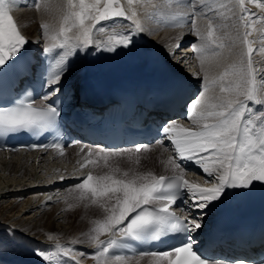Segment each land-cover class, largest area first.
Returning a JSON list of instances; mask_svg holds the SVG:
<instances>
[{"label":"snow or ice","instance_id":"snow-or-ice-1","mask_svg":"<svg viewBox=\"0 0 264 264\" xmlns=\"http://www.w3.org/2000/svg\"><path fill=\"white\" fill-rule=\"evenodd\" d=\"M216 3L217 0H175L174 8L191 9L189 31L199 41L191 47L199 54L200 68L195 76L200 87L196 98L186 102L190 127L169 121L157 129L161 141L170 143L173 154L180 161L191 162L202 170L207 177L205 185L209 186L186 179V169L176 159H170L176 170L171 177L151 173L133 178H128V173H124V178L112 175L94 177L89 173L78 187L90 193L91 198H104L102 207L113 198L115 204L105 210L102 221L96 222L88 241L92 252L78 251L74 254L72 248L62 249L63 255L71 257L73 264H82L89 257L95 264H108L109 259L122 262L124 257H109L108 254L110 249L125 247L123 240L140 239L146 234L159 238L167 232L182 233L186 240L179 246L154 253L156 264H211L209 259L195 251L198 241L194 237L203 229L204 218L217 203L230 196L247 194L257 183L264 185V66H258L260 62L254 60L257 51L264 56V0H236L230 9L235 40L229 48H235L237 60L229 69L211 76L205 66L206 61L220 56V50L225 47L215 26L219 11ZM14 4L15 0H0V83L7 80L11 87L13 74L30 70L26 66L20 67L29 40L11 15ZM33 4L39 7L37 0H33ZM249 5H254L260 13L253 12ZM196 17L207 21L206 33L196 28ZM118 19L126 23L119 30L106 34L102 22L115 23ZM40 29L42 38H47L49 25L41 24ZM94 32L106 34V39H99ZM254 32L260 36L258 49L254 47L257 43L253 38ZM144 35L135 0L123 3L121 0H68V15L58 34L51 37L54 43L40 49L45 60L49 54L55 53L56 70L48 74L42 85L48 89L43 96L48 104L35 107L33 100L21 99L11 105H0V135L22 131L39 135L55 128L61 109L51 98L65 94L62 81L73 60L94 53H132L138 47V38L142 39ZM206 52L209 55H205ZM170 55L175 56L176 53ZM185 62L183 57L178 61ZM141 147L136 145V151L139 152ZM91 155L89 150L81 167L97 163L90 159ZM107 157L108 153H105L101 158L107 160ZM181 196L184 197L183 203L188 205V211L195 213L183 220L170 211ZM149 229H152L151 233ZM251 243L264 247V234L259 241ZM36 254L45 261L52 259L44 252L37 251ZM236 264H244V261ZM260 264H264V260Z\"/></svg>","mask_w":264,"mask_h":264},{"label":"bare ground","instance_id":"bare-ground-1","mask_svg":"<svg viewBox=\"0 0 264 264\" xmlns=\"http://www.w3.org/2000/svg\"><path fill=\"white\" fill-rule=\"evenodd\" d=\"M21 2L28 5V3H30L31 1L15 0V4L11 9V15L13 16L14 22L16 23L18 29L29 40L25 48L28 46L36 48H39L41 46L43 47L45 45L51 46V44L54 43L51 37L58 34L61 25L64 23V18L68 15V0H40V2L38 3L39 7H35L34 4H31L32 7L28 5L26 6V8L20 6ZM121 2H126V0H121ZM235 3L236 0H217V3L215 5V7L219 9L215 20V26L218 28L217 35L222 37L225 47L223 48L220 56H218L214 60L206 61L205 66L206 68H208L209 74L211 76L218 75L225 69H229L230 66L235 64L237 60L236 56L234 55L235 48H229V45L232 43V41L235 40V28L232 20V13L230 11ZM220 5H224V7H220ZM135 6L138 12V19L145 29L144 36L148 37L152 42L151 47L138 46L137 52L140 53V55H142L143 53L146 54L147 51L150 52L149 50L153 46H156L163 52H165L166 55L171 56L173 59H175L177 62L181 59V57H183L185 58L186 62L179 64L185 67L192 74V77L197 80L195 73L200 68V62L198 59L199 54L195 53L191 46L194 44H199V41L197 37L189 31L191 27L174 30L163 29L159 25L153 23L151 14L148 13V11L153 8L159 14L161 12L168 11L169 9H173L174 6L168 0H135ZM249 7L253 12L257 14L260 13V10L257 9L254 5H249ZM102 23L105 27L106 34H111L114 30H119L126 22L122 19H118L115 21V23H113L112 21ZM41 24L49 25V34L47 38H42L40 29ZM196 28L200 32L206 33L207 21L201 17H198L196 21ZM106 34H99L94 32V35L101 40L106 39ZM253 38H255L257 41L254 47L258 49V47L260 46V36L257 32L253 33ZM183 44L186 45L182 46ZM177 45H179L178 48ZM172 52H175L176 55H170ZM205 55H209V53L206 52ZM103 57V55H97L94 53L90 56H87L86 58L83 56L75 58L71 63L70 71L67 73L62 83L65 85L76 84L79 80L89 76L96 70L101 69L102 62L99 60L103 59ZM254 60L260 62L258 66H264V56H261L258 51L254 53ZM55 70L56 68L54 67L53 71ZM255 106L256 105H254V107ZM180 124L185 127L191 126L188 123ZM130 149L131 148L104 150L101 147H96L93 149V152H97L100 154L99 156H97L100 157L98 158L97 166L100 165L102 167V170L104 171L113 169V174H116L113 175L114 177L124 178V174H121L119 170H115L114 168L120 167L121 164L129 163L128 154L130 152ZM146 149L150 150V152H146ZM132 150L135 154L134 156H136L134 159L135 163H139L140 165H131L127 167L130 168V174H128V178H133L135 172L143 173L147 170L151 171L152 168H172V171L167 174L176 173V170L170 163V159H174V156L172 152L167 151L166 148L158 145L144 148L140 152H137L135 149ZM105 153H108L109 156L107 157V160L101 158ZM86 157H88V149L81 151L80 147H73L62 157H57L55 151L29 152L26 150H22L16 153L0 152V203L2 204V199H5L7 196L12 195V197L17 198V200H15V203H11L12 209H15L18 207L16 203H18L19 198L23 195V193L28 192L29 194H31V196L26 202V205L23 206V210L25 209V212H23L22 215L24 216L29 214V212L34 211L33 218L27 217L22 220L16 218L14 219L16 221L12 222L10 220L11 218L9 217L2 218V216L6 213L5 211H7L10 207L6 206L2 210L1 206L0 210L2 211L0 213V221L2 222H0V243H5V241L7 242L8 239L12 238L14 239V241L12 240V247L14 248L18 246L16 243L17 241H19L20 239H24L31 243V250L39 248V251L42 250V252H44L45 254L49 253L51 257L56 255V257H54L55 260L63 255V248H72L74 250V254H78V251H82L79 248L80 246L91 247L88 241L93 234V230L88 233V238L86 236L84 237V235H81L80 237L79 233L77 236L74 235L76 239L70 238L68 240H63L59 236V234L70 235L76 229H81L85 226L90 225V220H86L81 223L68 221V217H70L71 213H74L73 209L71 211H67V213H65L63 216L59 217L64 218L63 223L56 222L52 214L47 215V220H44L43 218V220L41 219L36 223H33L35 217L44 212L45 209L43 207L45 205H48L50 208L56 211L55 216L57 215V211L60 210L62 206L67 207L66 204L56 203L58 199L63 197L65 198V203L66 201L70 200L73 201V203L76 202L78 204H81L80 209L75 211V213H78V216L82 212V207L94 206L100 203V201L103 202L104 198H91V196L85 197V199H83L82 201V196L80 195L83 193V190L80 189L77 185H73V188L68 189L70 187L68 186L70 185V180L88 170H91V168L94 166V164L90 163L87 169H79V165L85 160ZM137 157L139 158L136 159ZM77 161H79V163H77ZM192 172L194 173L188 174L189 181L198 182L204 186H209L205 185V180L207 179L206 175L197 165L193 163ZM167 174L158 173L156 176ZM93 176L96 177V175ZM8 181H10V183H8ZM54 184L55 186L52 187ZM38 187L40 189L36 190ZM31 188L32 191H29L31 190ZM50 197L51 200L49 199ZM221 203H217L216 206L212 208L211 213L208 215L209 219H212L216 215L221 207ZM114 204L115 199L113 198L112 200L105 203L102 209L104 210L105 208L106 210ZM6 221H9L10 224L8 225ZM66 221H68V223ZM11 226L22 229V233H12L13 230L11 229ZM41 229H43V232H40ZM32 236H44L46 240L37 241L35 239H32ZM49 237H51V239H49ZM101 238H104V236H102ZM79 240H83V243L77 244ZM21 246L22 245L17 248L21 251H24ZM10 254L14 253L12 252ZM65 258L69 259L71 257ZM29 259H32L31 262H26L24 260L20 261L22 259L19 257L16 258L15 263L30 264L33 262H43V258L40 255L30 256ZM83 261L87 262L88 264H95L91 257ZM123 263L156 264V257L139 256L133 258H125L122 262H115L111 259H109L108 261V264ZM0 264H2V261L0 262Z\"/></svg>","mask_w":264,"mask_h":264},{"label":"rangeland","instance_id":"rangeland-1","mask_svg":"<svg viewBox=\"0 0 264 264\" xmlns=\"http://www.w3.org/2000/svg\"><path fill=\"white\" fill-rule=\"evenodd\" d=\"M186 45V44H185ZM184 44L182 45V46H185ZM223 51V49H221L220 50V52H222ZM171 57V56H170ZM172 58V57H171ZM146 152H150V150H148V149H146ZM135 154H134V152H133V150L132 149H130V152H129V154H128V158H129V163H124V164H121V166L120 167H118V168H114L115 170L117 169V170H119V172L121 173V174H124V173H128V174H130L129 172H130V168H127V167H129V166H131V165H134V166H139L140 164L139 163H135V157L136 156H134ZM98 155H97V152H93L92 151V156L90 157L92 160H96L97 161V163H98V158H100V157H97ZM109 157V156H108ZM148 157V156H147ZM146 157V158H147ZM111 158H114V157H111ZM139 157H137L136 159H138ZM80 161V160H79ZM97 163L96 164H94V166L91 168V170H92V173H93V175H96V177H100V176H104V175H107V174H109V175H116V174H113V169H110V170H106V171H104V170H102V167L99 165V166H97ZM116 166H118V165H116ZM170 171H172V168H164V169H157V168H152L151 169V171H144L143 173L141 172V173H138V172H135L134 173V177H139V176H143V175H148L149 173H151L152 175H157L158 173H170ZM111 172V173H110ZM105 173H107V174H105ZM115 173H117V172H115ZM200 175V174H199ZM1 181V180H0ZM11 181V180H10ZM10 181H8V183H10ZM138 183H139V181H138ZM70 185H68V186H70L68 189H71V188H73L72 186L74 185L75 186V184L74 183H69ZM78 186V185H77ZM32 188H34V187H32ZM32 188H31V190H29V191H32ZM36 188V187H35ZM39 188V187H38ZM36 190H39V189H36ZM31 196V194H29L28 192H25V193H23V195L19 198V200H18V203H16V205L18 206L17 208H15V209H12V205H11V203L13 202V203H15V200H17V198H14V197H12V195H9V196H7L5 199H2V204L0 203V207L2 208V210H3V208L4 207H6V206H8V207H10V208H8V210L7 211H5L6 213H5V215H3L2 216V218H7V217H9V218H11L10 220L13 222V221H16V220H14V219H24V218H27V217H30V218H33V214H34V211L33 212H29V214H27V215H22L23 214V212H25V209L23 210V206H25L26 205V202L28 201V199H29V197ZM80 196H82L81 197V200L83 201V199H85V197H89V196H91L89 193H86V192H83ZM4 200V201H3ZM9 200V201H8ZM14 200V201H13ZM65 198L63 197V198H60V199H58L57 201H56V203L57 204H66V206L67 207H65V206H62V208L60 209V210H58L57 211V215L55 216V212L56 211H54L52 208H50L48 205H45L43 208L45 209L44 210V212L43 213H41V214H39V215H37V217H35V219L33 220V223H36L37 221H39V220H43V218H44V220H47V215H50V214H52L53 215V218L55 219V221L56 222H58V223H63L64 222V218H59L60 216H63L65 213H67V211H71L72 209H73V211H74V213H71V215H70V217H68V221H70V222H77V223H81V222H83V221H86V220H90L91 221V223H90V225L89 226H85V227H83V228H81V229H76L74 232H72V234H70V235H61V234H59V236H60V238H62L63 240H68V239H70V238H75L74 237V235L75 236H77L78 235V233H79V236L81 237V235H84V237L86 236L87 238H88V236H89V234L88 233H90V231L91 230H93L94 228H95V225H96V222L97 221H99V220H101L102 221V219H104L105 218V215H106V212H105V208H104V210L102 209V206H101V204H102V201H100V203H98V204H96V205H94V206H84V207H82V212H81V214L78 216V213L76 212L75 213V211H77L78 209H80V205L81 204H78V203H76V202H74L73 203V201H70V200H68V201H66V203H65ZM12 203V204H13ZM10 206H9V205ZM19 204V205H18ZM52 206V205H51ZM105 207V206H104ZM69 208V209H68ZM22 209V210H21ZM2 210H0V213H1V211ZM11 210V211H10ZM18 210V211H17ZM21 210V211H20ZM16 211V212H15ZM20 211V212H19ZM53 212V213H52ZM30 215V216H29ZM32 215V216H31ZM53 220V219H52ZM68 221H66L67 223H68ZM0 222H2V221H0ZM7 222V221H6ZM7 224L9 225L10 224V222L8 221L7 222ZM93 225V226H92ZM14 228V229H13ZM93 228V229H92ZM11 229L13 230L12 231V233H15V234H17V233H20L21 231H22V229H19L18 227H15V226H11ZM18 229V230H17ZM40 232H43V229H41L40 230ZM22 233V232H21ZM32 239H35V240H40V241H44V240H46L45 239V237L44 236H35V237H31ZM76 239V238H75ZM11 240V241H10ZM14 241V239H8L7 240V242L5 241V243H8V244H11V247H10V251L11 250H15L16 249V247H12V244H13V241ZM83 241V240H82ZM82 241H78L77 242V244H82L83 242ZM20 244V243H19ZM86 244V243H85ZM6 247H9V245H7ZM6 247H4V250L6 249ZM34 248V247H33ZM19 258V257H18ZM127 263H129V262H127ZM123 264H126V263H123ZM220 264V263H219Z\"/></svg>","mask_w":264,"mask_h":264}]
</instances>
